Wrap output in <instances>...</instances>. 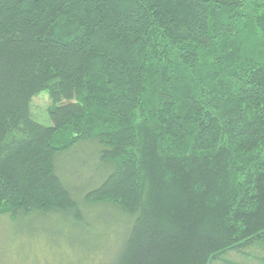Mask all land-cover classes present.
I'll return each mask as SVG.
<instances>
[{
    "label": "trees",
    "instance_id": "16d2710c",
    "mask_svg": "<svg viewBox=\"0 0 264 264\" xmlns=\"http://www.w3.org/2000/svg\"><path fill=\"white\" fill-rule=\"evenodd\" d=\"M82 142L114 167L85 203L134 217L115 264L264 242V0H0V215L81 219L55 159Z\"/></svg>",
    "mask_w": 264,
    "mask_h": 264
},
{
    "label": "rangeland",
    "instance_id": "374dc122",
    "mask_svg": "<svg viewBox=\"0 0 264 264\" xmlns=\"http://www.w3.org/2000/svg\"><path fill=\"white\" fill-rule=\"evenodd\" d=\"M47 93L33 98L32 118L52 125ZM100 146L82 142L55 159L62 185L77 202L74 214L34 212L0 215V264H115L129 236L134 217L108 204L89 205L84 196L113 172L103 164ZM214 264H264V242L243 252H231Z\"/></svg>",
    "mask_w": 264,
    "mask_h": 264
}]
</instances>
